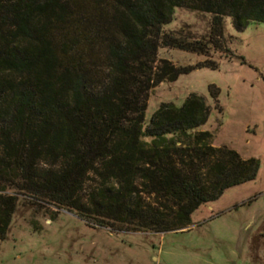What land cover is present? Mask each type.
Segmentation results:
<instances>
[{"label":"trees","instance_id":"16d2710c","mask_svg":"<svg viewBox=\"0 0 264 264\" xmlns=\"http://www.w3.org/2000/svg\"><path fill=\"white\" fill-rule=\"evenodd\" d=\"M181 7L211 14L212 37L223 34L226 17L237 31L264 23V0H0V171L16 166L35 196L97 224L160 232L191 224L201 205L254 180L260 159H242L235 150L210 145V132H194L211 115L203 96L191 94L181 106L162 103L147 125L149 90L195 69L167 61L155 68L159 47L206 54L212 42L163 30ZM98 45L107 51L111 77L94 92L82 58L92 59ZM209 91L217 100L220 88L212 83ZM43 158L66 163L35 182L32 172ZM91 171L111 181L110 193L92 191L93 208L86 210L78 194ZM139 191L173 199L172 212L134 201ZM14 200L0 195V239L9 230Z\"/></svg>","mask_w":264,"mask_h":264},{"label":"rangeland","instance_id":"374dc122","mask_svg":"<svg viewBox=\"0 0 264 264\" xmlns=\"http://www.w3.org/2000/svg\"><path fill=\"white\" fill-rule=\"evenodd\" d=\"M212 28L211 14L189 7L177 8L173 20L164 26L166 33L182 40H210L212 45L206 54L163 44L159 47L155 68L167 61L195 69L149 90L147 125L162 103L181 106L191 94L201 95L211 106V115L194 132H210V145L235 150L242 159H260L257 177L201 205L191 224L160 232L137 224L100 225L93 217L84 219L75 211L35 196L29 189L31 180L12 166L0 171V195L15 198L9 230L0 239V264H264V23L251 22L237 31L231 17H226L222 35L210 36ZM82 60L90 89L104 90L111 77L105 47L98 45L92 59L83 56ZM212 83L220 88L217 100L209 91ZM145 139L151 141L150 137ZM4 140L0 134V157L5 155ZM209 162L207 158L200 164L206 167ZM65 163L60 158L58 165H51L43 158L32 172L34 181L39 182L44 171L58 170ZM206 171H201L204 179ZM110 183L102 182L93 171L87 173L78 194L82 206L92 209L90 193L98 189L110 193ZM135 186L143 189L141 180ZM133 197L166 213L174 206V200L167 196L139 191Z\"/></svg>","mask_w":264,"mask_h":264}]
</instances>
